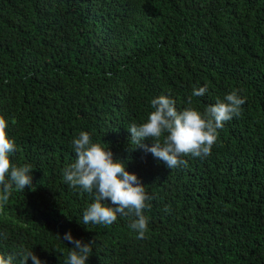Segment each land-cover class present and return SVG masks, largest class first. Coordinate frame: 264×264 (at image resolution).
<instances>
[{
	"label": "trees",
	"instance_id": "obj_1",
	"mask_svg": "<svg viewBox=\"0 0 264 264\" xmlns=\"http://www.w3.org/2000/svg\"><path fill=\"white\" fill-rule=\"evenodd\" d=\"M205 85L193 97L201 112L236 89L246 98L207 158L169 169L131 149L127 127L153 98L182 110ZM0 115L11 161L33 168L31 185L0 206L5 257L23 247L65 264L71 231L94 241L87 264H264V0H0ZM80 131L145 185L144 239L129 228L134 215L82 224L94 193L63 180Z\"/></svg>",
	"mask_w": 264,
	"mask_h": 264
},
{
	"label": "clouds",
	"instance_id": "obj_2",
	"mask_svg": "<svg viewBox=\"0 0 264 264\" xmlns=\"http://www.w3.org/2000/svg\"><path fill=\"white\" fill-rule=\"evenodd\" d=\"M236 89L217 98L201 112L194 104L193 97H202L207 86L194 87L187 99V106L178 110L177 101L170 95L161 94L150 101L152 111L147 119L132 123L127 127L131 133L132 150L143 149L162 161L169 169L186 166L185 157L207 158L218 140L219 132L226 122L241 114L246 98ZM8 120L0 115V206L6 204L14 191H24L31 185L33 168L30 164H14L10 156L16 151V142L7 133ZM153 141L152 146L143 143ZM107 143L93 142L87 131H80L72 140L76 154L73 163L63 169V180L70 188H79L85 193H94V202L83 212V225L110 226L117 221L118 215H134L129 228L138 233L137 239H144L148 232V218L144 210L150 208L145 185L137 174L129 172L122 160L114 157ZM111 201V205L106 201ZM170 211L169 208H166ZM63 241L73 245L67 254L65 264H87L92 253L94 241L84 243L76 239L71 231L63 236ZM46 264L32 250L21 247L18 253L7 257L0 254V264Z\"/></svg>",
	"mask_w": 264,
	"mask_h": 264
}]
</instances>
